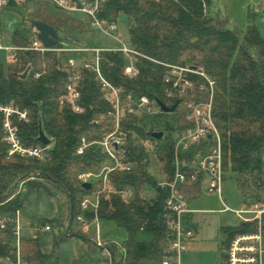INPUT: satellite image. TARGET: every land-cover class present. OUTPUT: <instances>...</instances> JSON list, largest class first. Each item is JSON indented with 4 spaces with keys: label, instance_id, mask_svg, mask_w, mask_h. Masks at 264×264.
<instances>
[{
    "label": "trees",
    "instance_id": "16d2710c",
    "mask_svg": "<svg viewBox=\"0 0 264 264\" xmlns=\"http://www.w3.org/2000/svg\"><path fill=\"white\" fill-rule=\"evenodd\" d=\"M204 2L208 8L212 0ZM204 2L124 0L104 5L99 15L101 20L106 24L115 23L119 29L127 27L126 20L129 23L128 44L142 56L133 58L139 69L135 78L124 74L127 58L121 53H105L102 71L110 83L122 88L123 95L147 96L151 102L159 100L169 107L178 103L174 113L157 115L164 119L175 116L176 128L165 120L163 128L155 126L147 132V117H129L125 124L142 139L156 144V155L166 176L164 179H167L173 169L174 136L186 127L182 120L186 105L208 101L210 91L201 77L187 75L189 86L183 85L175 90L174 97L167 98L166 69L156 62L203 68L215 82L213 116L223 140L224 168H230L237 175L243 195L249 196L253 207L264 202L260 159L264 147V36L254 23L244 29L232 28L219 12L208 13L207 10L204 14ZM39 13L32 22L39 18L62 35L55 48L88 46L62 31L69 23L80 30L82 25L66 16L45 19ZM248 15L249 19L255 17L250 10ZM29 40L19 32L13 37L16 47L28 46ZM80 57L76 53L59 56L18 51L7 68L0 63V104H13L29 111L28 123H18L23 141L28 146L45 147L38 141L40 124L52 140L41 161L20 157L8 159L1 131L4 117L0 114V221L5 222V228H0V258L7 257L15 262L17 214L34 191L52 186L70 199L73 219L81 214L93 218L91 212L81 209V201L98 190L101 182L95 180L92 189H84L79 175L88 171L98 173L106 158L98 146H92L83 156H78L76 151L83 136L98 141L111 131L112 121L103 118L111 105L103 100L96 76L87 71L82 73L80 83L83 113L76 114L68 102L60 105L68 77L63 66L69 59ZM28 68L30 72L22 78ZM36 73H40L38 79L34 78ZM154 131L164 132V137L154 140L150 137ZM134 153V170L125 174L113 173L110 177L112 185L132 188L137 194L153 188L154 198L142 201L137 195L135 200L125 202L112 195L101 200L99 218L125 233V238L116 243L122 249L121 254L115 243L109 242L115 256L114 264H162L169 249V231L163 219L167 193L156 188L157 182L148 173L150 152L138 147ZM200 187L199 181H189L184 187L187 199L194 198ZM255 231L256 220L223 230L219 264H226L225 250L230 240L238 234ZM63 239L55 238L49 254L41 251L38 239L20 240L19 257L27 264H59L55 256Z\"/></svg>",
    "mask_w": 264,
    "mask_h": 264
},
{
    "label": "built area",
    "instance_id": "2783aa9c",
    "mask_svg": "<svg viewBox=\"0 0 264 264\" xmlns=\"http://www.w3.org/2000/svg\"><path fill=\"white\" fill-rule=\"evenodd\" d=\"M18 1L20 0H0V9L7 8L12 2L17 3ZM47 1L62 12L83 13L93 28L98 29L105 36L119 44L112 47L79 46L76 48H47L38 38L37 28L33 26V37L30 38L29 45L11 48L14 51L11 59L14 58L18 51H32L41 55L47 53H56L59 56L63 53H76L80 55L79 59H69L63 66V71L67 73L68 77L65 94L59 99L60 105L63 106L68 102L76 114L83 113V107L80 105V83L84 71L92 72L96 76L103 92V100L111 105V108L103 117L112 121L111 131L103 134L102 138L98 141H90L87 137L83 136L76 151L78 156H83L89 148L98 146L106 158V162L98 173L88 171L79 175V181L82 184L91 183L93 187V182L98 180L101 182V185L98 190L81 201V209L84 212H91L93 218L88 219L85 215H80L75 218V221L80 225H86L91 222L98 226L100 223V203L104 198L109 199L113 195L125 202H130L135 200L138 195L142 201L152 200L146 197L145 192L147 190H143L137 194L132 188L114 187L110 177L113 173L125 174L134 170L136 164L135 148L142 147L147 152L152 150V147L147 144L146 140L142 139L129 127H126V119L129 117L142 118L155 116L158 113L154 110L155 105L158 106L160 112L161 110L156 101L154 103L151 102L147 96L135 97L132 94L123 95L121 93L122 88L114 86L103 75L102 62L105 53H121L125 57H129L130 65L125 67L124 74L130 78H135L139 75V69L136 67L133 58L142 55L135 51L126 41L119 38L120 29L117 24H106L99 17L104 5L111 1L122 2L124 0ZM202 1L204 2V0ZM203 10L204 14H207L208 9L205 2ZM156 63L166 69L164 82L169 86L166 89L167 98L171 99L174 97L175 90L183 87V85L189 86L190 83L186 79L187 75L201 77L206 82L210 91L208 101L187 103L186 110L182 115V120L186 127L177 132L178 135L173 144L172 175L170 178H165L163 181L157 183L156 187L167 193L163 219L169 231V249L162 264H180V257L186 251L187 241L195 236L194 231L186 226V216L192 211L189 208V200L186 197L184 187L189 181H199L202 187L204 180L208 179L207 191L217 194L222 200L221 187L224 174L223 140L213 116L215 82L205 70L203 68L182 67L163 62ZM39 77L40 73L34 74V78L38 79ZM0 114L4 117L1 131L3 142L6 145L7 158L20 157L22 159L43 160L50 146H45L44 144L45 147L41 145L28 146L20 134L18 123H28L29 111L20 109L13 104H0ZM244 196L250 202L249 196ZM250 212L256 216V231L238 234L230 240L225 250L226 264H263L264 210L258 204H255ZM0 228H5L3 220L0 221ZM46 229L49 230L50 227L47 226ZM14 234L17 240L16 253L19 257L20 240L17 238V227L14 230ZM94 245L99 250L100 256L108 264H114L115 256L109 247V243L102 240L98 235L94 240ZM115 246L121 254V247L118 244H115ZM5 260L8 263L11 262L10 258L6 257Z\"/></svg>",
    "mask_w": 264,
    "mask_h": 264
},
{
    "label": "crops",
    "instance_id": "0c3cea01",
    "mask_svg": "<svg viewBox=\"0 0 264 264\" xmlns=\"http://www.w3.org/2000/svg\"><path fill=\"white\" fill-rule=\"evenodd\" d=\"M24 1L25 0H20L17 3L12 2L7 8L0 9V11L9 8L14 9L21 6L26 7L29 0H26V3ZM259 1L260 4L258 11L262 13L260 19L263 21V31L258 26L257 27L264 36V0ZM246 7L247 12L249 10L251 11L249 5L246 4ZM44 10L43 5H40L35 10V16L37 12L39 13L40 11L39 14L45 19L53 17ZM251 13L253 12L251 11ZM25 22L27 23L26 18ZM35 22L42 21L38 18ZM33 23L34 22H31L30 24L31 30L34 26ZM9 28L13 31V23H10ZM0 34L1 43V22ZM11 48H16V46L14 45ZM260 159L262 171L261 188L263 190L261 194L264 196V147L260 151ZM188 202L189 208L192 212L186 216V226L194 231L195 236L187 241L186 251L180 257V264H219L223 230L237 228L241 224L253 222L256 219L255 214L250 212L252 208L250 204L251 208L249 209L232 211L225 205L223 198L221 200L217 194L209 193L207 188H203V186L200 187L199 193ZM258 205L264 210V202H261ZM206 215L215 216L217 219L216 228L211 238L206 237V230L203 228L204 225H202V218ZM74 222L75 218L73 219L72 216V206L68 196L54 187L48 186L47 189L32 192L27 197L23 208L18 212L16 221L17 238L19 240L38 239L41 251L44 254H49L53 249V243L57 237V235L55 236L51 232L53 228L56 227L59 232L63 231V235L59 234L61 235L60 237L65 238L64 243L59 249V264H97L96 259L98 260L100 252L94 245V240L96 238L94 239L91 237L93 235L90 233L89 227H92V232L93 227H96L97 236H100V223L98 226L91 222L87 223V228L85 227V230L81 231L74 227ZM47 226L50 227L49 230L46 229ZM14 236L16 238L15 234ZM104 241L107 242L106 240ZM111 242L116 244L119 240L111 239ZM16 245L17 240L15 239V248H17ZM205 246H210L211 255L210 253L207 255L203 253ZM262 247V261L264 264V238L262 241ZM199 256H202V261H198ZM0 264H27V262L17 256L15 262L11 261L10 263L4 258H1Z\"/></svg>",
    "mask_w": 264,
    "mask_h": 264
},
{
    "label": "rangeland",
    "instance_id": "374dc122",
    "mask_svg": "<svg viewBox=\"0 0 264 264\" xmlns=\"http://www.w3.org/2000/svg\"><path fill=\"white\" fill-rule=\"evenodd\" d=\"M26 3V0L24 1ZM24 3V4H25ZM246 4L250 6L251 11L254 13L255 18L249 19L250 15L247 16V7ZM259 0H212V3L207 8L208 13H218L225 17L229 23V26L232 28L244 29L250 24H255L263 31V21L260 19L259 9ZM40 5H43L47 13L51 16H63L69 17L72 21L77 22L78 24L82 25L81 30L74 28L73 23H69L66 27L62 28V31L67 36L74 37L76 40L80 41L81 43L88 45V46H105V47H112L118 46L117 42H114L109 37L105 36L102 32L98 29H95L91 26L89 20L86 19L85 15L80 12H72V13H65L57 9L52 3L48 2L47 0H29L26 4V7L21 6L18 8H9L6 10L0 11V22L2 23V41L0 46V63L4 67H8L9 61L14 54V51L11 50V47L14 46L13 37L15 33H21L24 36L32 38V30L30 28V24L34 21L35 17V10ZM31 12V13H30ZM33 12V13H32ZM258 12V13H257ZM257 13V14H256ZM25 18L27 19V23L25 22ZM13 23V31L10 30L9 25ZM74 26V27H73ZM119 38L123 41L129 43V34L127 27H120L119 30ZM127 58V65H130V58ZM154 110L158 113L155 116L147 117L145 121V130L150 132L152 129L163 128L165 124V120L172 123V125L176 128L178 121L175 119V116H166V118H162L159 115L158 106H154ZM157 116V117H156ZM160 132V131H158ZM177 133L174 136V140L177 137ZM147 144L152 147L150 151V161L148 165V173L152 176L157 183L164 180L165 174L161 167V164L156 155V144L152 143L151 140H146ZM224 158V156H223ZM224 167V165H223ZM208 179H205L203 182V188H207ZM21 188V187H20ZM251 190V189H250ZM145 195L148 199H152L155 196V190L153 188H147ZM221 195L225 202V205L232 211L242 210V209H249L251 206L245 200V196L243 195L242 187L240 182H238L237 175L228 167L224 168L223 174V183L221 187ZM202 225L203 228L206 230V237L211 238L214 234V230L216 228L217 219L215 216H205L202 218ZM100 237L102 240H106L107 242H111V239L122 240L125 238V233L119 229H117L114 225L107 224L100 222ZM74 227L78 228L81 231L85 230L86 225H80L76 221L74 222ZM87 228V227H86ZM90 228V233L93 235L94 239L97 237V230L96 227ZM52 234L57 237L63 235V231L59 232L56 227L53 228ZM61 234V235H59ZM59 235V236H58ZM65 238L60 243L57 254L55 259L58 260L59 263V249L61 245L64 243ZM54 244V243H53ZM203 253L206 255L210 253L211 255V248L210 246H205ZM198 261H202V256H199ZM97 264H108L101 256H98V260L96 259Z\"/></svg>",
    "mask_w": 264,
    "mask_h": 264
},
{
    "label": "water",
    "instance_id": "95a60500",
    "mask_svg": "<svg viewBox=\"0 0 264 264\" xmlns=\"http://www.w3.org/2000/svg\"><path fill=\"white\" fill-rule=\"evenodd\" d=\"M124 23L129 27V23L124 20ZM33 25L37 28L38 30V38L42 41L45 47L51 48L59 44V38L62 37L60 33H58L53 27L43 23V22H34ZM30 71V68H28L25 73L23 74L22 78H26ZM156 103L159 105L160 110L162 113H167V114H172L175 112L178 103H176L174 106L169 107L165 105L163 102L156 100ZM150 137L153 138L154 140H161L164 137V132H152L150 133ZM38 141H40L42 144L45 146H50L52 144V140L48 138V136L44 133V130L41 126L39 125V136H38ZM84 189H91L92 184L91 183H85L83 184Z\"/></svg>",
    "mask_w": 264,
    "mask_h": 264
}]
</instances>
